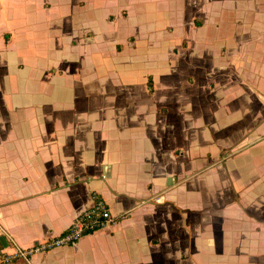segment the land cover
<instances>
[{
	"label": "crops",
	"instance_id": "crops-1",
	"mask_svg": "<svg viewBox=\"0 0 264 264\" xmlns=\"http://www.w3.org/2000/svg\"><path fill=\"white\" fill-rule=\"evenodd\" d=\"M167 3L0 0V252L98 197L31 264H264V0Z\"/></svg>",
	"mask_w": 264,
	"mask_h": 264
},
{
	"label": "built area",
	"instance_id": "built-area-1",
	"mask_svg": "<svg viewBox=\"0 0 264 264\" xmlns=\"http://www.w3.org/2000/svg\"><path fill=\"white\" fill-rule=\"evenodd\" d=\"M107 204L100 198L94 197V204L81 212L67 230L62 234L37 242L28 248L14 247L9 253L0 252V264L24 262L31 264L35 255L46 254L52 250L68 247L79 242L84 236L114 224L118 219Z\"/></svg>",
	"mask_w": 264,
	"mask_h": 264
},
{
	"label": "rangeland",
	"instance_id": "rangeland-1",
	"mask_svg": "<svg viewBox=\"0 0 264 264\" xmlns=\"http://www.w3.org/2000/svg\"><path fill=\"white\" fill-rule=\"evenodd\" d=\"M145 2L155 3L156 5L155 11L157 13L156 14L157 17L165 16L167 6H168L167 0H99L98 7L102 6L103 8L108 9V10H117L123 3L128 5V7L130 6V8L133 7V3L138 4L137 7L134 9V12L139 18L136 24L130 25V26H122L120 27L121 31L119 32L117 31L116 33L121 34V32L126 33L127 31H132V32H135L136 34H139L141 32L143 25L147 23V20L140 18L142 16V13L144 12L143 4Z\"/></svg>",
	"mask_w": 264,
	"mask_h": 264
}]
</instances>
